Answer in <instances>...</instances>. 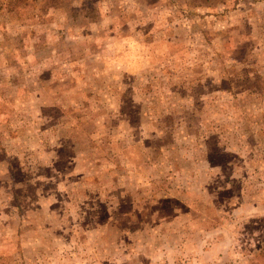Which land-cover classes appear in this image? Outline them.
I'll use <instances>...</instances> for the list:
<instances>
[{"label":"rangeland","instance_id":"rangeland-1","mask_svg":"<svg viewBox=\"0 0 264 264\" xmlns=\"http://www.w3.org/2000/svg\"><path fill=\"white\" fill-rule=\"evenodd\" d=\"M51 1L0 0V264H264V0Z\"/></svg>","mask_w":264,"mask_h":264},{"label":"trees","instance_id":"trees-1","mask_svg":"<svg viewBox=\"0 0 264 264\" xmlns=\"http://www.w3.org/2000/svg\"><path fill=\"white\" fill-rule=\"evenodd\" d=\"M51 2H52L51 4H54L55 6L59 5V3H56V2H58V0H52Z\"/></svg>","mask_w":264,"mask_h":264},{"label":"crops","instance_id":"crops-1","mask_svg":"<svg viewBox=\"0 0 264 264\" xmlns=\"http://www.w3.org/2000/svg\"><path fill=\"white\" fill-rule=\"evenodd\" d=\"M245 52V51H244Z\"/></svg>","mask_w":264,"mask_h":264}]
</instances>
